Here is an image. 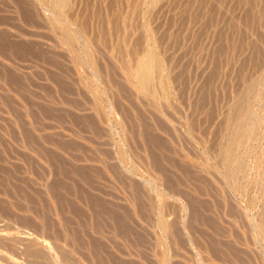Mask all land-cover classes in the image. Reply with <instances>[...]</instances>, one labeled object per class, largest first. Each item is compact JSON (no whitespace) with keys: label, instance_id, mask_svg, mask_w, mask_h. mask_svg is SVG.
Segmentation results:
<instances>
[{"label":"rangeland","instance_id":"374dc122","mask_svg":"<svg viewBox=\"0 0 264 264\" xmlns=\"http://www.w3.org/2000/svg\"><path fill=\"white\" fill-rule=\"evenodd\" d=\"M263 30L264 0H0V264H264Z\"/></svg>","mask_w":264,"mask_h":264},{"label":"bare ground","instance_id":"6f19581e","mask_svg":"<svg viewBox=\"0 0 264 264\" xmlns=\"http://www.w3.org/2000/svg\"><path fill=\"white\" fill-rule=\"evenodd\" d=\"M64 0H59V2H63ZM250 2V1H249ZM253 7V6H252ZM251 9V8H250ZM257 12V11H256ZM250 14H251V12H250ZM256 14V13H255ZM257 16H259V15H257ZM253 18H254V15H253ZM260 23H261V21H260ZM255 24V23H254ZM259 25V24H258ZM262 26H263V24H261ZM253 26V25H252ZM259 28V27H258ZM262 28V27H261ZM254 30V29H253ZM259 30V29H258ZM260 31H261V29H260ZM264 31V30H263ZM65 37L66 38H69V36L67 35V34H65ZM261 37H263V36H261ZM252 46V45H251ZM255 49H256V47H254ZM261 50V49H260ZM252 51H254V49H252ZM257 52V51H256ZM254 53V52H253ZM257 57V56H256ZM259 57V56H258ZM252 59V58H251ZM250 59V60H251ZM257 59V58H256ZM256 64V63H255ZM258 64V63H257ZM264 64V63H263ZM254 68V67H253ZM256 70V69H255ZM149 73H150V68H149V65L148 64H146V63H140V65H139V68H138V77L140 78V82L141 83H144L146 80H147V78H148V76H149ZM256 75V74H255ZM251 78V77H250ZM262 78V77H261ZM253 79V78H252ZM255 79V78H254ZM253 81V80H252ZM254 81H256V80H254ZM246 82V81H245ZM251 83V82H250ZM257 83H259V82H254L253 84H252V91L251 92H254V94H255V96H256V94H257ZM238 88V87H237ZM249 88V87H248ZM247 91V90H246ZM249 91V90H248ZM240 92V91H239ZM250 92V93H251ZM259 92V91H258ZM264 92V91H263ZM243 93H244V91H243ZM262 93V92H261ZM244 97H246V96H244ZM252 98H253V96H252ZM251 98V99H252ZM249 100V99H248ZM235 102V101H234ZM262 103V102H261ZM242 104V103H241ZM249 105V104H248ZM251 105V104H250ZM243 106H244V104H243ZM252 106V105H251ZM235 107V106H234ZM250 107V106H249ZM242 109V108H241ZM240 110V109H239ZM243 112V111H242ZM256 112H258V111H256ZM240 113H241V111H240ZM240 113H235L236 115H235V118H239L238 117V115L240 114ZM249 117V116H248ZM260 118H262V117H260ZM236 119V120H237ZM259 119V118H258ZM250 120V119H249ZM245 121V120H244ZM244 121H242V119H241V117H240V120L238 119L237 121H236V124H235V126H233V127H231V129L233 128L234 130H232V132L234 131L235 132V135H236V138L235 139H237V136L238 137H241V136H243L244 135V126H245V124L246 123H244ZM247 121V120H246ZM261 122V121H260ZM260 124V123H259ZM231 133V132H230ZM228 134V133H227ZM233 134V133H232ZM226 135V134H225ZM224 135V136H225ZM230 136V135H229ZM233 137V136H232ZM226 138V137H225ZM239 139H241V138H239ZM242 140V139H241ZM240 143V142H239ZM230 149V157H231V159H238L239 157V155L237 156V155H235L234 154V152L236 151H234V146H235V143H234V141H232V140H230L229 141V145H227ZM227 147V148H228ZM239 152V151H238ZM228 153V154H229ZM237 153V152H236ZM233 162H235V161H233ZM232 164V163H231ZM236 164V163H235ZM234 171H235V167L233 166V165H231V167H229V169H228V173H229V175L230 176H232V175H234ZM261 220H262V223H263V225H264V210H263V213H262V215H261Z\"/></svg>","mask_w":264,"mask_h":264}]
</instances>
